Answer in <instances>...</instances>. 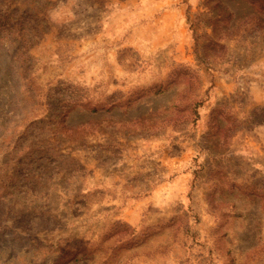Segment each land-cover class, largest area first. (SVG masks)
Listing matches in <instances>:
<instances>
[{"label":"rangeland","instance_id":"rangeland-1","mask_svg":"<svg viewBox=\"0 0 264 264\" xmlns=\"http://www.w3.org/2000/svg\"><path fill=\"white\" fill-rule=\"evenodd\" d=\"M0 264H264V0H0Z\"/></svg>","mask_w":264,"mask_h":264}]
</instances>
